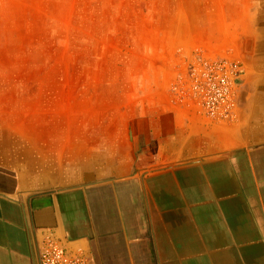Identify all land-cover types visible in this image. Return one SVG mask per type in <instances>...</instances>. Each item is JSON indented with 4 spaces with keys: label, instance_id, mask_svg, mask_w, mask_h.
I'll return each instance as SVG.
<instances>
[{
    "label": "crops",
    "instance_id": "1",
    "mask_svg": "<svg viewBox=\"0 0 264 264\" xmlns=\"http://www.w3.org/2000/svg\"><path fill=\"white\" fill-rule=\"evenodd\" d=\"M253 2L233 120H211L181 87L187 41L116 81L131 88L112 113L84 109L83 87L106 79L0 77V264H38L46 236L90 264H264V0Z\"/></svg>",
    "mask_w": 264,
    "mask_h": 264
},
{
    "label": "rangeland",
    "instance_id": "2",
    "mask_svg": "<svg viewBox=\"0 0 264 264\" xmlns=\"http://www.w3.org/2000/svg\"><path fill=\"white\" fill-rule=\"evenodd\" d=\"M255 10L253 0H0V77L6 84L48 79L53 89L65 79H106L83 87L90 89L84 109L112 113L124 108L122 94L131 88L116 81L140 77L144 62L155 63L161 48L170 50L168 41L174 50L187 41L190 52L203 46L241 58L247 68ZM97 88L100 97L93 96ZM70 93L59 99L72 111L77 106Z\"/></svg>",
    "mask_w": 264,
    "mask_h": 264
},
{
    "label": "built area",
    "instance_id": "3",
    "mask_svg": "<svg viewBox=\"0 0 264 264\" xmlns=\"http://www.w3.org/2000/svg\"><path fill=\"white\" fill-rule=\"evenodd\" d=\"M246 74L241 58L200 46L189 53L179 82L207 117L226 121L239 114ZM38 264H90V259L82 251H73L56 238L46 236L38 245Z\"/></svg>",
    "mask_w": 264,
    "mask_h": 264
},
{
    "label": "bare ground",
    "instance_id": "4",
    "mask_svg": "<svg viewBox=\"0 0 264 264\" xmlns=\"http://www.w3.org/2000/svg\"><path fill=\"white\" fill-rule=\"evenodd\" d=\"M250 48H251V43L249 42L247 45V49L250 50Z\"/></svg>",
    "mask_w": 264,
    "mask_h": 264
}]
</instances>
